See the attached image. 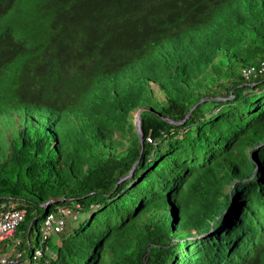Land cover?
Instances as JSON below:
<instances>
[{
    "label": "trees",
    "instance_id": "obj_1",
    "mask_svg": "<svg viewBox=\"0 0 264 264\" xmlns=\"http://www.w3.org/2000/svg\"><path fill=\"white\" fill-rule=\"evenodd\" d=\"M0 209L8 264H264V0H0Z\"/></svg>",
    "mask_w": 264,
    "mask_h": 264
},
{
    "label": "built area",
    "instance_id": "obj_2",
    "mask_svg": "<svg viewBox=\"0 0 264 264\" xmlns=\"http://www.w3.org/2000/svg\"><path fill=\"white\" fill-rule=\"evenodd\" d=\"M255 69L247 70V76L252 75ZM150 141H152L150 139ZM26 212L25 211H4L0 209V243L9 239L13 236L22 221L24 220ZM72 215V210L68 208H59L56 213L51 214L45 223L46 233L61 232L67 224L68 217ZM37 257L42 255L41 251L37 252ZM0 262L2 264H8L9 258H1Z\"/></svg>",
    "mask_w": 264,
    "mask_h": 264
},
{
    "label": "rangeland",
    "instance_id": "obj_3",
    "mask_svg": "<svg viewBox=\"0 0 264 264\" xmlns=\"http://www.w3.org/2000/svg\"><path fill=\"white\" fill-rule=\"evenodd\" d=\"M21 234L22 233H20L19 237L18 236L16 237L15 235H13L9 237V239H7L6 241L0 243V259L1 257L3 258L16 257V252H17L16 246H18L20 242ZM32 241L35 246L37 242L36 235L33 237Z\"/></svg>",
    "mask_w": 264,
    "mask_h": 264
},
{
    "label": "water",
    "instance_id": "obj_4",
    "mask_svg": "<svg viewBox=\"0 0 264 264\" xmlns=\"http://www.w3.org/2000/svg\"><path fill=\"white\" fill-rule=\"evenodd\" d=\"M137 124H138V127L140 128V120L138 118H137ZM139 134L142 139V142H144V134L141 129L139 130Z\"/></svg>",
    "mask_w": 264,
    "mask_h": 264
}]
</instances>
